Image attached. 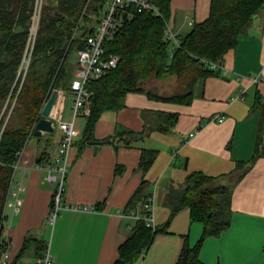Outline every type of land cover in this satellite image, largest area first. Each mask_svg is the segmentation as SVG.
<instances>
[{
    "label": "crops",
    "instance_id": "crops-1",
    "mask_svg": "<svg viewBox=\"0 0 264 264\" xmlns=\"http://www.w3.org/2000/svg\"><path fill=\"white\" fill-rule=\"evenodd\" d=\"M211 1L170 0L168 23L176 37L207 18ZM105 7L106 3L101 14ZM96 23L90 27L94 29ZM172 49L170 43L169 51ZM67 63L70 82L77 67L76 52ZM223 65L225 74L197 81L188 104L155 99L145 89L127 93L120 110L104 112L98 119L89 141L82 137L86 117H76L74 126L78 118L83 122L75 126L78 136L69 155L62 204L93 210L61 209L49 233L56 184L47 180L48 172L40 166H53L59 156L61 131L56 120L51 134L35 137L30 131L12 165L2 234L9 249L0 264L12 261L26 238L32 243L43 241L52 264H113L135 221L125 216L135 206L128 211L125 207L141 182H146L142 194L150 195L155 188L158 206L154 220L160 226L169 216L163 204L165 191L169 186H182L185 177L196 171L215 177L218 184L235 185L230 225L203 241L198 253L201 262L264 264V6L239 36L237 46L224 55ZM249 77L261 83L252 84ZM58 91L56 102L63 105L62 120H71V91ZM240 92L242 98L234 99ZM67 105L70 114L65 117ZM157 113L177 115L170 132L153 131ZM216 114L224 120L211 121ZM127 131L135 136L124 133ZM107 138L113 142H103ZM142 148L159 152L146 172L139 167ZM242 171L245 173L238 178ZM167 230L154 236L136 264H174L185 243L193 246L198 241L202 224L191 222L189 210L182 209ZM28 249H32L30 262L23 261L25 253L19 264H36L43 252L36 255L34 245Z\"/></svg>",
    "mask_w": 264,
    "mask_h": 264
},
{
    "label": "trees",
    "instance_id": "trees-1",
    "mask_svg": "<svg viewBox=\"0 0 264 264\" xmlns=\"http://www.w3.org/2000/svg\"><path fill=\"white\" fill-rule=\"evenodd\" d=\"M106 1L43 0L30 62L18 90L16 77L28 42L35 0H0V262L9 249V242L2 234L12 165L40 119L41 107L50 92L53 89L70 91L65 65L72 52L84 47L83 38L93 31L90 25L97 22ZM150 1L160 15L136 12L105 45V54L120 56L117 67L86 85L91 95L90 114L82 133L84 141L93 139V127L104 112L120 110L124 96L144 90L143 84L150 79L175 78L178 89L173 94L162 96L152 90L147 92L161 101L188 104L198 80L219 75V71L210 68V63L223 60L224 55L237 46L239 36L264 6V0H212L207 18L177 37L179 46L170 52V42L164 35L170 17V0ZM12 103L6 120L3 109ZM156 115L153 131L170 132L177 115ZM124 133L135 136L130 131ZM103 142H113V138ZM158 153L155 149L142 148L139 162L142 171L150 168ZM244 173L242 171L238 178ZM145 183L143 180L135 190L125 207L127 211L139 199L147 197L148 194H142ZM232 187L218 184L215 177L199 171L189 173L182 186H169L165 191L163 204L169 210L168 220L155 225L154 229L135 220L113 264H134L156 234L168 231L170 220L182 209L189 210L191 222L202 224V233L193 246L187 243L182 246L174 264H204L198 255L203 241L218 236L230 225ZM30 245L35 246L36 255L46 247L41 240L32 243L26 238L8 264H19Z\"/></svg>",
    "mask_w": 264,
    "mask_h": 264
},
{
    "label": "built area",
    "instance_id": "built-area-1",
    "mask_svg": "<svg viewBox=\"0 0 264 264\" xmlns=\"http://www.w3.org/2000/svg\"><path fill=\"white\" fill-rule=\"evenodd\" d=\"M42 2L43 0H35L28 42L16 77V82L18 81L19 83L18 90L23 83L30 62L33 44L38 29ZM142 11H150L154 15H160L158 8L150 0L107 1L105 10L98 18L93 31L83 38L84 47L76 51L77 67L69 85L73 100L72 119L68 121L62 120L63 105L61 102H58V104L56 102L50 118L58 121V128L61 131V140L58 150L59 156L54 160L53 166H51V164H44L40 166L42 170H46L48 172L47 180L52 184H56V191L48 216V222L50 225H53L59 211L63 208H70L76 211L93 210L88 206H64L62 204V192L64 190V180L68 168L69 155L78 136V130L74 126V119L76 117H87L90 114L89 97L91 93L87 90L86 85L104 77L109 71L115 69L120 61V56L117 54H105L106 43L114 39L120 28L126 22L131 20L136 12L138 13ZM189 24H191V22H189ZM164 35L174 48L179 46V40L172 32L169 23L166 24ZM210 68L212 70L219 71V73L222 74L226 73L223 60L210 63ZM249 80L255 85H259L261 83V80L256 77H249ZM237 98H242V92L234 97V99ZM262 98L264 101V90ZM13 104L14 103H12L9 108L5 106L3 109V111L6 112V120L9 117ZM223 120V116H219L218 114L212 116L211 118V121L215 122H222ZM33 129L34 127L31 130V134ZM190 136H192V134H190ZM20 153L21 151L17 154V157ZM155 202L156 196L154 188L153 192L148 195L142 203H136L135 207L125 214V216L133 220H141L147 227L154 229ZM52 262L49 249L45 248L38 257L36 264H52Z\"/></svg>",
    "mask_w": 264,
    "mask_h": 264
},
{
    "label": "rangeland",
    "instance_id": "rangeland-1",
    "mask_svg": "<svg viewBox=\"0 0 264 264\" xmlns=\"http://www.w3.org/2000/svg\"><path fill=\"white\" fill-rule=\"evenodd\" d=\"M107 1H109V0H107ZM82 26H84V23H82ZM81 32H82V30H80L77 35H80ZM73 53L74 52H72L70 54V56L73 55ZM65 66H66V69H67V67L69 66V64L66 63ZM143 86H144V88L146 90H153L154 92H158L160 94H163V95H167L168 96V95L173 94L178 89V81L175 78H173V79H164L163 81H158V79H154L153 78V79H150L149 81H147L146 83H144ZM69 114H70V108L67 105L66 106V110H65V117H68ZM78 121L83 122L82 119L78 118V119H76L77 125H78ZM77 125L75 124L76 127H77ZM234 186L235 185H233L232 190L234 189ZM157 206H158V203L155 204V209H156ZM155 224H156V222H155ZM51 227H52V225H49L47 227L48 228L47 229V231H48L47 233L50 232ZM46 243L49 244V237L46 239ZM31 250L32 249H28V251L26 252V254L24 255V257L22 258L23 261L30 262V260H29L30 257L29 256H30V251Z\"/></svg>",
    "mask_w": 264,
    "mask_h": 264
},
{
    "label": "water",
    "instance_id": "water-1",
    "mask_svg": "<svg viewBox=\"0 0 264 264\" xmlns=\"http://www.w3.org/2000/svg\"><path fill=\"white\" fill-rule=\"evenodd\" d=\"M59 91L58 89H53L46 102L41 108L40 111V119L35 123L34 130L32 132V135L35 137H40L43 134H51L54 132L55 127L53 120L50 118L51 112L53 110L54 105L56 104L57 98H58ZM90 143H96V142H90ZM4 261H6V258H4Z\"/></svg>",
    "mask_w": 264,
    "mask_h": 264
}]
</instances>
